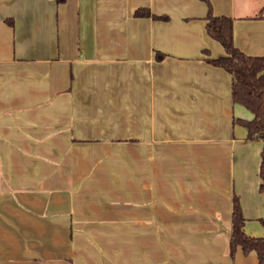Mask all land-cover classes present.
Here are the masks:
<instances>
[{"label": "crops", "instance_id": "0c3cea01", "mask_svg": "<svg viewBox=\"0 0 264 264\" xmlns=\"http://www.w3.org/2000/svg\"><path fill=\"white\" fill-rule=\"evenodd\" d=\"M209 3L264 57L263 5ZM206 14L201 0H0V264L257 263L228 239L233 196L245 234L264 235L262 142L208 63L224 52Z\"/></svg>", "mask_w": 264, "mask_h": 264}, {"label": "trees", "instance_id": "16d2710c", "mask_svg": "<svg viewBox=\"0 0 264 264\" xmlns=\"http://www.w3.org/2000/svg\"><path fill=\"white\" fill-rule=\"evenodd\" d=\"M63 2L64 0H56ZM207 5L206 34L217 41L224 52L223 56L208 61L213 66L221 67L231 75L230 94L234 103L241 104L253 114L251 120H237L247 130V139L262 142L260 164L258 169V191L264 193V57H253L242 53L233 45L232 19L225 16H214L211 13L209 0H201ZM136 17L150 16L146 9H137ZM156 18L155 16H152ZM166 20L165 16L157 17ZM156 53V60L162 58ZM231 231L228 239V253L232 257L237 247L246 255L254 252L256 264H264V235L249 236L243 231L244 219L237 196L232 197ZM264 228V218L259 219Z\"/></svg>", "mask_w": 264, "mask_h": 264}, {"label": "rangeland", "instance_id": "374dc122", "mask_svg": "<svg viewBox=\"0 0 264 264\" xmlns=\"http://www.w3.org/2000/svg\"><path fill=\"white\" fill-rule=\"evenodd\" d=\"M241 0H236V2H240ZM253 3H256L257 5H263V8H260L256 14H264V0H250ZM260 224V222H259ZM261 225V224H260Z\"/></svg>", "mask_w": 264, "mask_h": 264}]
</instances>
